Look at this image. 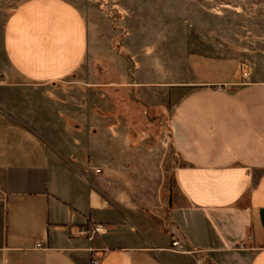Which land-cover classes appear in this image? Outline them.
<instances>
[{
	"label": "crops",
	"instance_id": "crops-1",
	"mask_svg": "<svg viewBox=\"0 0 264 264\" xmlns=\"http://www.w3.org/2000/svg\"><path fill=\"white\" fill-rule=\"evenodd\" d=\"M118 34L67 0H25L0 28V264H264V67L243 84L237 56L138 29L121 54ZM137 106L167 117L152 136L180 164L165 220L126 190L154 171Z\"/></svg>",
	"mask_w": 264,
	"mask_h": 264
},
{
	"label": "rangeland",
	"instance_id": "rangeland-1",
	"mask_svg": "<svg viewBox=\"0 0 264 264\" xmlns=\"http://www.w3.org/2000/svg\"><path fill=\"white\" fill-rule=\"evenodd\" d=\"M23 1L0 0V28ZM67 1L84 13L99 11L110 20L119 31L114 42L118 53L122 54L123 37L138 29L145 32L148 41H172L190 51L237 56L242 70L264 67V0ZM129 108L131 119H140L142 132L151 134L145 151L154 171L130 180L126 190L146 211L168 219V199L180 164L169 144L163 142L168 141V131H163L162 143H156L152 136L159 137V125L167 123V117L160 112L143 117L141 107Z\"/></svg>",
	"mask_w": 264,
	"mask_h": 264
},
{
	"label": "built area",
	"instance_id": "built-area-1",
	"mask_svg": "<svg viewBox=\"0 0 264 264\" xmlns=\"http://www.w3.org/2000/svg\"><path fill=\"white\" fill-rule=\"evenodd\" d=\"M242 76L245 80L243 84L249 82L248 71L242 70ZM103 232H104V229H103L102 225H100V224H89L80 230L79 235L82 237H85L88 240H92L96 235L101 234ZM35 247L36 248H42L43 247L42 242L37 241L35 244ZM170 250H172L176 253H188V252H190V251H186L185 249H183L178 240H172ZM199 252H201V254L197 258L196 264H205V262H206L205 251L200 250ZM92 264H99V259L98 258L92 259Z\"/></svg>",
	"mask_w": 264,
	"mask_h": 264
}]
</instances>
